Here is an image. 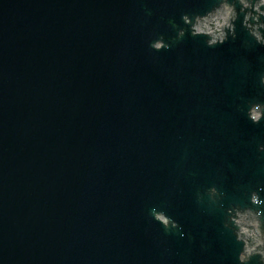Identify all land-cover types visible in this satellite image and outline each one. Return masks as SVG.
<instances>
[{
	"label": "water",
	"instance_id": "obj_1",
	"mask_svg": "<svg viewBox=\"0 0 264 264\" xmlns=\"http://www.w3.org/2000/svg\"><path fill=\"white\" fill-rule=\"evenodd\" d=\"M0 264H264V0H0Z\"/></svg>",
	"mask_w": 264,
	"mask_h": 264
}]
</instances>
